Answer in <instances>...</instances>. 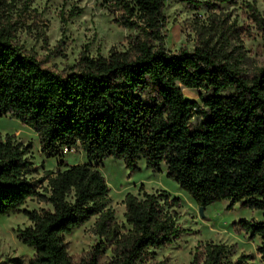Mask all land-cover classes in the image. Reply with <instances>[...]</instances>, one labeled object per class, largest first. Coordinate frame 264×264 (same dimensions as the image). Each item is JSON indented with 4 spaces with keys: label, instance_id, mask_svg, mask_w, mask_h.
I'll list each match as a JSON object with an SVG mask.
<instances>
[{
    "label": "trees",
    "instance_id": "trees-1",
    "mask_svg": "<svg viewBox=\"0 0 264 264\" xmlns=\"http://www.w3.org/2000/svg\"><path fill=\"white\" fill-rule=\"evenodd\" d=\"M7 1L0 0V115L34 130L41 151L64 168L33 180L31 144L9 134L0 138V217L24 213L30 225L16 229V236L33 250L26 260L0 264H140L151 247L167 245L182 232L170 209L177 198L165 191L126 193L129 227L120 231L102 173L90 162L67 165L62 158L64 148L75 147L95 163L122 159L131 171L140 159L153 171L164 165L198 206L226 199L229 206L262 211L261 219L242 218L238 225L249 238H259L256 252L264 262V67L251 74L241 70L229 43L235 28L216 22L193 50L170 52L161 33L167 0H102L137 37L125 51L83 53L76 66L60 73L15 40L13 23L2 20ZM250 20L264 46V16L253 5ZM183 87L199 90L198 100L185 97ZM194 116L201 119L198 127L191 124ZM33 196L50 208H22ZM92 216L103 240L78 263L65 235ZM107 247L109 259L101 261ZM250 260V254L233 258L226 244L208 241L196 246L191 264Z\"/></svg>",
    "mask_w": 264,
    "mask_h": 264
},
{
    "label": "rangeland",
    "instance_id": "rangeland-1",
    "mask_svg": "<svg viewBox=\"0 0 264 264\" xmlns=\"http://www.w3.org/2000/svg\"><path fill=\"white\" fill-rule=\"evenodd\" d=\"M250 5L264 16V0H167L163 8L164 22L161 33L167 51L193 50L203 37L220 22L235 28L229 38L230 49L239 55L241 70L251 74L264 67V46L260 32L250 20ZM3 23H13L15 40L23 49L34 54L45 67L60 73L69 72L83 53L91 56H107L109 50L125 51L137 37L138 31L120 26L117 12L108 8L102 0H8L2 10ZM185 97L198 100L199 90L182 88ZM200 117L191 119L198 127ZM14 135L23 145L31 144L28 160L35 170L30 175L40 180L47 170L55 172L57 158L47 157L40 148L36 132L9 115H0V138ZM67 165L92 163L104 176L109 187L108 206L114 211V221L120 231L129 226L124 218L123 199L126 193L140 195L142 192L165 191L170 198H177L171 207L182 232L170 243L151 247V254L140 264H191L192 254L199 243H224L231 256L250 254V264H264L256 252L259 238H249L238 225L242 218L259 220L262 211L235 203L229 206L224 199L199 207L179 184L166 175L165 166L153 171L145 161H138V169L129 170L122 159L107 157L100 163L89 161L80 148L63 152ZM46 181L38 187L45 193ZM22 208L39 210L50 208V204L37 196L27 198ZM97 216H92L79 227L65 235L68 253L80 263L88 258L94 246L100 242L95 232ZM30 225L27 216L20 212L0 217V262L11 258L26 260L33 250L16 236V229ZM101 254V261H108L109 247Z\"/></svg>",
    "mask_w": 264,
    "mask_h": 264
},
{
    "label": "built area",
    "instance_id": "built-area-1",
    "mask_svg": "<svg viewBox=\"0 0 264 264\" xmlns=\"http://www.w3.org/2000/svg\"><path fill=\"white\" fill-rule=\"evenodd\" d=\"M72 150H73V148L72 149L64 148L63 152H68V151H72Z\"/></svg>",
    "mask_w": 264,
    "mask_h": 264
},
{
    "label": "water",
    "instance_id": "water-1",
    "mask_svg": "<svg viewBox=\"0 0 264 264\" xmlns=\"http://www.w3.org/2000/svg\"><path fill=\"white\" fill-rule=\"evenodd\" d=\"M199 210H200V212H202V210H203V207H202V206H200V207H199Z\"/></svg>",
    "mask_w": 264,
    "mask_h": 264
}]
</instances>
